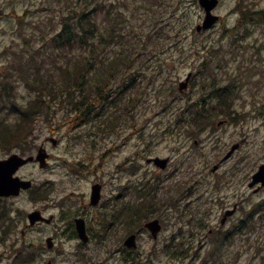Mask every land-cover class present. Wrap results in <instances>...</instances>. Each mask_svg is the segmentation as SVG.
<instances>
[{"label":"rangeland","instance_id":"rangeland-1","mask_svg":"<svg viewBox=\"0 0 264 264\" xmlns=\"http://www.w3.org/2000/svg\"><path fill=\"white\" fill-rule=\"evenodd\" d=\"M101 1L111 3L95 0L92 7L99 4L100 9ZM140 1L114 0L123 23L115 42L104 51L107 60L122 51L129 64L110 82L113 92L125 87L121 80L125 75L136 80L89 123L75 127L54 123V130L43 121L38 124L27 154L36 155L43 145L51 154L49 167H27L19 175L38 188H51L52 194L41 206L27 193L0 202L15 218V227L0 244V264H15L18 251L24 257L35 255V262L28 264H47L50 259L54 264H126L128 255L138 257L141 264H264V207L256 210L264 202V191L255 194L249 188L251 176L264 164V19L243 21L237 27L242 10L264 12V0H220L216 13L224 17L223 23L202 33L196 26L204 18L203 10L197 0H184L188 13L169 15L173 32L165 46L155 35L152 40L146 36L154 27L138 21ZM74 2L0 0V92L8 85L2 93L26 105L35 97L18 71L27 56L37 52L45 70L57 71L65 62V55L51 57L46 48ZM102 20H96L99 31L106 25ZM189 73L195 80L181 93L179 86ZM213 86L235 91L234 113L214 118L204 129L178 127L175 121L186 106L202 97L211 103L209 109L216 102ZM130 99L135 102L125 110ZM221 121L226 122L219 126ZM51 138L57 140L56 146ZM237 143L241 148L212 174ZM7 153L0 149V160ZM152 157L169 158L168 168L161 171L147 164L146 158ZM95 184L102 186V198L92 207ZM139 188L151 189L155 197L147 201L152 204L155 198L156 203L141 216V224L134 218L130 227L125 214L116 221L121 208L143 204ZM235 205L237 214L221 226L224 213ZM85 207L92 241L83 245L71 240L68 223ZM40 208L47 218H55L54 227H28L27 216ZM249 212L254 217L248 218ZM64 218L68 223H62ZM154 219L163 225L156 240L143 228ZM132 233L137 234V247L128 250L123 243ZM50 236L57 240V255L47 252ZM21 259L17 264H23Z\"/></svg>","mask_w":264,"mask_h":264},{"label":"trees","instance_id":"trees-1","mask_svg":"<svg viewBox=\"0 0 264 264\" xmlns=\"http://www.w3.org/2000/svg\"><path fill=\"white\" fill-rule=\"evenodd\" d=\"M94 2L95 0H77L71 10L69 9L70 15H63L60 32L52 37L51 47L46 48L51 57L65 55L66 60L58 66L57 71L41 67L38 60L40 55L37 52L28 55L26 64L20 65L18 71L21 79L26 88L35 95L32 100L26 105L18 104L9 94L2 93L8 89V85H2L0 146L4 149L10 151L15 147L22 151L41 121L48 124L52 130L54 123L56 125L67 123L72 127L89 123L95 113H102L108 105L115 104L116 99L133 85L136 79L125 75L121 79L125 87L119 86L114 89L115 92L112 91L110 82L117 80L124 67L129 66L122 59L124 56L122 51L116 54V57L109 58L111 60L104 57V51L118 36V29L123 23L122 13L117 10L114 0H111L109 5L101 1L103 6L100 9L99 4L92 7ZM137 11L138 21L148 22L154 27L147 29L149 32L146 36L152 40V35H155L158 42L165 46L173 32L169 15L174 16L178 11L186 15L188 7L184 0H141ZM99 17H102V22L106 24L103 31H99L96 22ZM244 19L249 23H260L264 19V13H254L251 16L247 14ZM175 35L177 38L181 37L180 34ZM32 64L35 67H32ZM234 92L230 87L213 86L211 94L216 102L210 109L208 106L211 103L208 104L203 97L198 99L196 103L182 109V115L175 121L177 126L187 124L204 129L213 123L214 118L234 113L233 99L236 97ZM113 93L118 97L112 96ZM134 102V99H130L125 110H129V106L132 107ZM60 111L62 115L57 116ZM68 119L71 123L67 122ZM149 205L150 203L145 201L142 205L132 207L129 225L133 224L134 218L141 224L140 218L147 215ZM263 207L264 202L258 204L256 210ZM247 215L248 218L254 217L251 212ZM245 222L246 218L242 223ZM14 223L12 211L8 208L0 210V241L5 242L15 226ZM32 259L31 256L24 257L23 264L29 263ZM138 259L136 256H130L125 259V263L141 264Z\"/></svg>","mask_w":264,"mask_h":264},{"label":"water","instance_id":"water-1","mask_svg":"<svg viewBox=\"0 0 264 264\" xmlns=\"http://www.w3.org/2000/svg\"><path fill=\"white\" fill-rule=\"evenodd\" d=\"M217 0H200L201 6L205 7L207 11L206 19L202 26L197 27V31H201L203 29H209L212 27L218 20V17H215L211 14L212 9H214L217 5ZM191 75H189L186 79L185 83L180 85V91H183L188 87V83L190 80ZM220 123L219 125H221ZM53 145H56L57 141L52 139L51 140ZM240 148V144L234 145L229 153L225 156L224 161L228 160L234 152ZM49 156L46 154L45 150L41 148L38 152L36 158L29 157L23 158L17 154L10 156L7 160L0 161V197H17L20 195L21 190H28L32 187L31 181H24L18 177H14L17 171L24 165L33 162H39L42 168L47 167V158ZM153 161L156 166L161 169H166L168 164V159H160L155 158L153 160H149L148 162ZM218 169V166H215L213 172ZM261 183L264 186V165H262L257 173L253 176V181L250 184V187H254L255 185ZM101 187L99 185L93 186V194H92V204L97 205L100 201ZM258 191V190H256ZM235 213V209L232 211H228L223 220L222 224L225 223L228 217L232 216ZM30 225L34 226L39 221H44L43 217L41 216L40 212H33L29 215ZM50 222V220H46ZM145 228L149 229L154 238H157L158 233L161 231V225L158 220L152 221L145 225ZM77 230L79 233V237L86 243L88 242V236L86 234L85 229V222L83 220H77ZM124 245L127 248H135L136 247V236L132 235L124 242ZM48 246L52 247V240H48Z\"/></svg>","mask_w":264,"mask_h":264},{"label":"flooded vegetation","instance_id":"flooded-vegetation-1","mask_svg":"<svg viewBox=\"0 0 264 264\" xmlns=\"http://www.w3.org/2000/svg\"><path fill=\"white\" fill-rule=\"evenodd\" d=\"M220 6V5H219ZM216 11H217V9L214 11V14H217L216 13ZM223 21H224V17H221L220 16V19H219V23L215 26V27H217V26H221V23H223ZM30 166V165H29ZM32 166H37L36 164H32ZM28 166H25V167H23L21 170H23V169H25V168H27ZM24 193H27L28 194V192H22V194H24ZM51 196V188H49V187H40V188H38L37 189V191L36 192H34L33 194H32V199H33V201L31 200V198H29L30 199V201L31 202H33V203H35L37 206H41L42 204L41 203H43V202H48V199H49V197ZM36 199V200H35ZM2 200H4V199H0V201H2ZM37 210H39L42 214H43V216L44 217H46V212H45V210H43V209H36V210H34V211H37ZM86 212H87V208L85 207L84 208V210H83V212H82V214H80V215H78L76 218H74L72 221H70L69 223H68V219L67 218H64V220L62 221V223L63 224H65V223H68L69 224V231H70V238H71V240H76L78 243H82L80 240H79V238H78V233H77V230H76V225H75V221L77 220V219H83V220H85V222H86V219H85V217H84V215L86 214ZM51 216H49V218H50ZM55 220V219H54ZM53 220V222L52 223H50V224H47V223H45V222H38V223H36L34 226H32V227H30L32 230H35V229H37V230H40V229H42L43 227H49V228H52V227H54L55 226V224H56V221H54ZM86 227H87V232H88V235H89V237H90V240H92V236H91V234H90V232H89V230H88V226H87V222H86ZM49 238H51L52 239V241H53V245H52V247L51 248H48V246L46 247V249H47V252L49 253V254H52V255H55L57 252V240L53 237V236H50ZM0 244H2V242H0ZM46 244H47V239H46ZM75 250H77L76 248H75ZM45 251V250H44ZM57 255V254H56ZM56 257V256H55ZM55 263V259H50L49 261H48V263L47 264H54Z\"/></svg>","mask_w":264,"mask_h":264}]
</instances>
